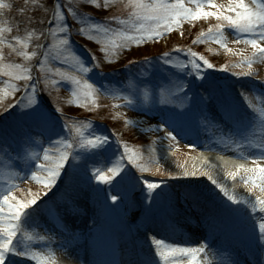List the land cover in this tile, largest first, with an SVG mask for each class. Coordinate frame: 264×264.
I'll use <instances>...</instances> for the list:
<instances>
[{
    "label": "snow or ice",
    "instance_id": "6c2138e0",
    "mask_svg": "<svg viewBox=\"0 0 264 264\" xmlns=\"http://www.w3.org/2000/svg\"><path fill=\"white\" fill-rule=\"evenodd\" d=\"M108 3L109 0H104L105 8L108 7ZM187 3L192 7L186 5V0H128L130 15L135 23L132 24V30H117L110 27L115 22V17L97 19L86 14L78 6L77 0H53L50 6L41 4L39 0H23L19 6L0 0V17L6 15L5 10L11 12L14 7L18 13L15 23L12 20L0 19V75L10 78L7 83L12 89L11 94L21 91V88L11 81H25V95L4 109L5 112L13 108L19 109L13 129L14 135H6V130L0 127V151L9 159H14L7 149H11L12 144L16 143L18 147L15 159L22 160L25 165L23 176L19 174L5 176L0 173V179L4 181L0 183V264H21L25 258L35 264H56L55 252L48 246L52 238L28 230L40 214L41 205H44L45 212L54 213L63 222L66 216L79 213L80 197L89 190H100V184L110 185L119 191L120 195L108 197L112 201L110 207L114 209L118 204H125L127 207L125 202L128 193L135 190L137 184H140L149 201L144 205L146 213L154 215L152 204L158 202L173 208L174 193L166 191L165 181H153L128 171V168L132 167L145 172L147 167L139 162L140 154L127 143L117 137L116 148L122 149L117 153L112 150V137L98 132L94 127V121L70 123L71 118L65 117L59 107L45 106L42 103L38 89L43 78V88L49 91L47 79L49 71H54L62 80L70 81L74 102L77 104H80L82 99L95 103L96 94L104 91L124 101L114 107H127L133 110L158 109L163 114L162 122L147 129H140L142 131L162 129L165 133L162 139L176 141L180 135L177 131L178 123L194 115L198 123L203 120L206 128L210 126L213 130L218 129L221 132L218 143L222 144L224 149L234 146L241 157L247 154L242 149H251L255 152L254 161L264 160V109L252 110L251 101L241 93L252 116L246 126H241L237 121L231 128L226 129V123L233 119L234 109L226 94L216 92L214 74L205 71L215 66L203 55L191 49L176 47L171 52L146 57L142 61H129V64L148 65L153 71L150 73L142 70L119 87H110L104 83L97 87L95 83L82 81L59 67L53 70L49 66L50 60H58L68 67L82 71L85 75L99 67V60L95 54L90 53L92 63L88 65L72 48L71 20L77 21L80 25L77 29L78 34L89 39H95L91 35L93 33L101 37L97 43L104 45L100 51L107 59L110 53L115 55L118 50L130 47L131 44L141 45L145 41H159L165 33H170L183 21H196L208 17H214L221 22L210 27L206 33H201V40L212 39L231 52L233 50L227 47L224 35L226 30H231L236 36L233 43H244L253 49L251 56L243 58L242 64L252 68L256 62H264V0H252V4L246 0H229L226 6L218 5L216 0H187ZM92 6L97 9L101 7L98 0H89L83 8ZM119 23L125 24L127 21L120 20ZM21 25H24L26 34H13L19 31ZM49 37L52 38L51 43L48 42ZM5 46L9 50L8 56L15 55L26 63H4ZM181 51L185 53L186 59L178 57L177 53ZM34 59L36 64L33 66ZM33 67L39 75L33 76ZM221 67L222 70H227V65ZM179 74H183L184 79H179ZM233 75L238 78L241 76L251 78L253 74L245 72ZM187 77H191V81H187ZM59 83L57 80L52 81L53 85ZM259 84L258 91L264 95V81H259ZM250 91L257 89L253 87ZM0 92L4 90L0 89ZM125 123L139 128L142 122L126 119ZM257 124L262 137L259 139L255 133ZM57 126L63 135L56 131ZM53 136L57 139H52ZM43 138H46L49 147L43 146ZM41 159L45 163H39ZM90 160H99L101 166L105 161L110 163L109 174H105L102 167L95 164L89 170ZM33 167L35 170H31ZM241 168L245 175L240 179L245 184L250 183L253 188L259 187L264 192V165L256 164L255 167L241 165ZM38 172L45 174L38 175ZM202 174L206 175L211 184L218 189L219 194H222L220 203L202 205L205 214L213 221L231 218L241 221L244 225L250 223L258 247L264 254V199L259 196L252 197L251 188L248 190L249 195L238 197L219 179L207 173ZM183 175L196 176L197 173L184 171ZM227 176L235 180L238 173L230 172ZM23 178H30L42 184L49 192L53 188H58L61 182L65 183V189L62 196L51 203L42 199L39 193L21 199L14 193V189L18 186L16 179ZM93 179L96 181L95 185L92 184ZM48 194L45 192L44 196ZM203 196L202 192L196 190L184 193L185 200H191L198 206H201ZM150 241L154 249L153 254L149 256L147 253L143 255L135 253V258L130 259L128 264H183L185 259L187 264H198L199 256L201 254L206 256L209 247L208 244L193 247L169 243L156 236H151ZM40 242L44 243L45 251L35 250ZM209 264L213 262L209 260ZM219 264L238 262L233 257L222 259ZM261 264H264V261H261Z\"/></svg>",
    "mask_w": 264,
    "mask_h": 264
},
{
    "label": "rangeland",
    "instance_id": "374dc122",
    "mask_svg": "<svg viewBox=\"0 0 264 264\" xmlns=\"http://www.w3.org/2000/svg\"><path fill=\"white\" fill-rule=\"evenodd\" d=\"M5 2L15 3L16 6H19L23 3V0H5ZM39 2L45 6H50L53 0H39ZM98 2L101 5L99 9L95 6L83 8L84 5L89 3V0H77L78 6L86 14L93 15L97 19L115 17V22L110 27L117 30H132V24L135 21L130 15L131 9L128 7V0H109L107 8L104 7V0H98ZM228 2L229 0H216L218 5L226 6ZM246 2L252 4V0H246ZM186 5L192 7L191 4L187 3V0ZM5 12L6 15L0 17V19L12 20L15 23V18L18 17L16 7L11 12H7V10ZM120 20L127 21V23L120 24ZM71 22L73 33L71 37L72 48L89 64L91 56L90 53H87L88 56L85 54L84 50H86V47L83 40L84 38L87 39L95 46V48H92L93 52L91 53L95 54L98 58L99 67L94 72L85 75L82 71L68 67L58 60H50L49 66L53 70L59 67L82 81L95 83L97 87L101 83L107 84L110 87H119L123 82L118 81L115 74L119 68H122L124 63H129L132 60L142 61L146 57L157 56L163 52H171L176 47L191 49L193 52L203 55L215 66L212 69H205V71L214 74L213 79L217 85L216 92L218 94L221 92L226 94L229 103L234 109L233 119L226 123V129L231 128L237 121L241 126H246L249 118L252 116V112L247 106L245 99L242 98L241 93L251 101L252 110L264 109V95H261L258 91L260 88L259 81H264V62L258 61L253 64L252 68H249L247 64H242L241 61L244 57L252 55L253 49L250 45L244 43H233L236 36L231 30H226L224 33L227 47L233 50L231 52L212 39L201 40V33H206L210 27L221 22L214 17L201 18L196 21H183L179 27H174L170 33H165L159 41H145L141 45L131 44L130 47L118 50L115 55L110 53L107 59H105L104 53L100 51L104 45L97 43V40L101 39V37L93 33L91 35L95 39H89L85 35L78 34L77 29L80 25L75 20H71ZM13 34L25 35L26 30L24 25H21L19 31ZM48 42H52L51 37H49ZM3 50L6 54L4 63H26L22 58L15 55L8 56L9 50L6 46ZM177 55L180 59H186L183 51L177 53ZM35 62L36 60L34 59L32 62L33 66L36 64ZM137 65L138 69L134 71L129 70L130 72L127 71L128 79L136 76L142 70L150 73L153 71L148 65L139 63ZM224 65H227V70H222L221 66ZM216 71L222 74L226 72L227 77L224 75L217 79ZM245 72H251L253 74L252 77L241 76L238 78L233 75V73ZM37 75L39 73L33 67V76ZM153 76L155 79L156 73ZM106 77L109 78L107 81L104 80ZM178 78L184 79V75L179 74ZM47 79L49 91L44 90L43 78H41V86L38 89L39 93L42 91L46 101L50 102L53 107H59L65 117L71 118L69 120L70 123L90 120L87 117L102 119L100 121H91H94V127L98 132L112 137V150L117 153L122 150L116 148L115 139L118 137L140 154L141 158L139 162L145 164L147 167V171L145 172H140L132 167H129L128 171L130 173L135 172L137 176H141L144 173L142 177L153 181L163 180L167 184L166 191L174 193L173 208L166 207L162 202L153 203L154 215H149L145 211L144 205L148 204L149 201L142 191L140 184H137L136 189L128 193V199L125 202L127 207H125V204H118V207L115 209L110 207L112 201L109 200L107 202L106 197L109 193L110 196L120 195L119 191L110 185L100 184V190H89L80 197L79 213L66 216L63 222L54 213L49 214L45 212L43 210L44 205H41L40 214L35 218L34 223L28 230L52 238L48 246L55 252L56 264H66V261L70 262L69 259H75L76 256L77 261L75 259L74 264H79L78 255L88 264H120L116 256L119 250L118 238L122 235L119 232L113 234V231L110 230L115 231L124 225H127L131 229L134 228L132 232L131 229L129 230L126 239L131 234H134L139 238L140 243L144 245L148 244L149 250H153V252L154 249L150 241L151 236L163 238L169 243H181L185 246L194 247L200 244H208L207 255L201 254L198 264H209V260L213 264H219L222 259L233 257L238 264H261V261H264V254L261 253L258 247L250 223L249 225H244L241 221L231 218L213 221L205 214L202 206L203 204L220 203L222 199V194H219L218 189L202 173H207L213 178L219 179L221 183H224L238 197L249 195L248 190L251 188L252 192L250 195L252 197L259 196L261 199H264V192L259 187L253 188L250 183L245 184L240 179L241 176L245 175L241 165L244 167H255L256 164L264 165V160L254 161L255 152L253 150L242 149L247 154L245 157H241L234 146L226 149L227 153L231 154L229 157L239 162L235 166H226L221 163H207L198 156V153L202 151L196 146L205 143L220 148L221 151H225L223 145L218 143L221 132L218 129L213 130L210 126L206 128L203 120L198 123L194 115L178 123L177 131L180 135L177 136L176 141H170L162 139L165 136L162 129L160 131L140 130L162 122L163 114L158 109L133 110L127 107H114V105L122 104L124 101L114 98L104 91L96 94L95 103L91 100L84 101L82 99L80 104H77L74 102L75 98L72 95L70 81L62 80L54 71L47 72ZM191 79V77H187V81H191ZM9 80L8 76L0 75V89L9 93L5 95L4 92H0V127L6 130V135H14L13 129L15 128L19 109L13 108L7 112L4 109L8 104L14 103L25 95V81H11L21 88V91L11 94L12 89L8 87L7 83ZM53 80L60 81V83L53 85ZM253 87L257 91H250ZM68 98L70 101H67ZM252 118L255 119V117ZM126 119L138 120L142 123L138 128L126 124L124 122ZM217 119H219L218 115ZM165 127L168 126L165 125ZM170 129L168 128L169 131H172ZM56 131L63 135L59 126H57ZM255 133L256 138H262L258 124L255 127ZM52 139H57V137L53 136ZM42 143L44 147L50 146L46 138L42 139ZM189 145L194 146L190 147ZM17 147L18 145L13 143L12 148L7 149L9 155L13 156L14 159H9L3 151H0V173H3L5 176L9 174L25 175L24 162L15 159ZM30 150L40 151V149ZM38 162L45 163L42 159ZM93 164L101 166L99 160H90L88 162L89 170H91ZM101 167L105 174H109L108 168L111 167L110 163L105 161ZM31 170H35V168L33 167ZM184 171H195L197 175L184 176ZM230 172L238 173L235 180L227 176ZM44 174L38 172V175ZM170 177L175 178L172 179ZM3 182L0 179V183ZM16 183L18 186L14 189V193L19 198L27 199L31 195L39 193L42 199L49 203L61 197L65 189V183L63 182L59 183L58 188H53L50 192L42 184L30 178L16 179ZM92 184H96L94 179L92 180ZM189 190H196L204 194L201 198V206H198L191 200L184 199V193ZM45 192L49 193L48 196H44ZM156 227L160 228L157 229ZM161 229L162 231H160ZM98 236L106 240L105 246L101 247V249H98V243H96ZM124 241L123 239L120 242L121 245L127 246ZM35 250L45 251L44 243L40 242ZM127 250L123 254L127 255ZM21 264H35V262L27 261L25 258L21 261ZM183 264H187V259L184 260Z\"/></svg>",
    "mask_w": 264,
    "mask_h": 264
},
{
    "label": "bare ground",
    "instance_id": "6f19581e",
    "mask_svg": "<svg viewBox=\"0 0 264 264\" xmlns=\"http://www.w3.org/2000/svg\"><path fill=\"white\" fill-rule=\"evenodd\" d=\"M197 148L201 150L202 152L198 153V156L204 159L207 163H213V164H222L226 166H235L236 164H239L238 161L233 160L229 156L230 153H227L228 151L225 149V151H221L220 148H216L215 146H211L209 144L203 143L202 145H197ZM223 149V148H222ZM195 224V223H194ZM81 257V256H78ZM77 261V256L75 257ZM75 259H69V261H66V264H74ZM79 260V264H86L85 260H82V257Z\"/></svg>",
    "mask_w": 264,
    "mask_h": 264
},
{
    "label": "trees",
    "instance_id": "16d2710c",
    "mask_svg": "<svg viewBox=\"0 0 264 264\" xmlns=\"http://www.w3.org/2000/svg\"><path fill=\"white\" fill-rule=\"evenodd\" d=\"M14 5H15V3H14ZM77 37H78V36H77ZM83 40H84V46H86L87 49H90V51L93 52L92 48H95V46H94L93 44H91L87 39L84 38ZM96 48H97V47H96ZM90 65H91V63H90ZM132 65H133V64L124 63V64L122 65V68H131ZM122 68H119V69H122ZM119 69L117 70V71H118V73H117L118 78H119L120 80H122V81L126 80V76L123 75V74H122L123 72L121 73V71H120ZM44 96H45V95H44Z\"/></svg>",
    "mask_w": 264,
    "mask_h": 264
}]
</instances>
